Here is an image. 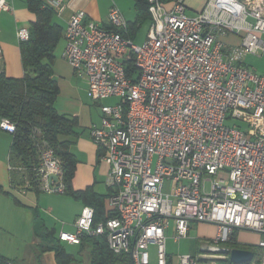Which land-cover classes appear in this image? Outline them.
<instances>
[{
    "label": "built area",
    "instance_id": "built-area-1",
    "mask_svg": "<svg viewBox=\"0 0 264 264\" xmlns=\"http://www.w3.org/2000/svg\"><path fill=\"white\" fill-rule=\"evenodd\" d=\"M62 1L53 0L56 11ZM146 2L151 24L141 44L123 36L128 21L114 5L107 25L83 9L66 22L62 57L94 101L118 98L100 104V122L89 128L109 165L107 203L116 215L94 224V208L84 205L73 230L57 237L77 245L83 235L104 234L131 264H151V245L153 264H214L232 248L221 245L245 230L259 235L246 264H264V74L243 63L264 55V0H206L192 13L187 0ZM12 10V0H0V11ZM230 35L238 42L224 39ZM16 36L27 39L28 28ZM0 130L12 134L15 125L4 117ZM34 145L35 165L9 164L20 178L14 187L63 193L59 156L44 141ZM171 221L174 241L187 236L191 221L214 224L216 236L175 262L165 245Z\"/></svg>",
    "mask_w": 264,
    "mask_h": 264
},
{
    "label": "trees",
    "instance_id": "trees-1",
    "mask_svg": "<svg viewBox=\"0 0 264 264\" xmlns=\"http://www.w3.org/2000/svg\"><path fill=\"white\" fill-rule=\"evenodd\" d=\"M27 8L34 15L28 25V38L19 40V54L23 74L19 77L8 76L3 65H0V119L8 118L15 125L11 134L9 164L23 165L27 168L38 160L35 141L46 142L59 156L62 165L63 193L71 196L84 205L94 208L93 222L104 220L107 216L116 215L113 210H106L107 196L95 192L91 186L83 190H74L71 184L77 158L71 152L70 145L76 135V119L59 113L54 107L58 86L53 77L52 62L54 49L62 36L63 28L56 21V11L43 0H25ZM136 17L128 21L127 32L123 36L134 38V35L145 18H150L146 0H135ZM126 73L132 76L135 69L126 64ZM13 187L20 183L16 170H10ZM37 190V188H32ZM112 193V189L108 195ZM36 242L31 244L33 259L40 264L41 254L52 251L56 264H78V260L68 252L56 234L54 228H47L39 214L33 220ZM233 235V234H232ZM232 248L238 247L236 238L230 242ZM90 245L89 264H131L125 254L114 253L108 246L105 235H83L77 244L82 250ZM241 248V247H240ZM254 253V252H253ZM256 253H254L255 255ZM0 264H21L0 254Z\"/></svg>",
    "mask_w": 264,
    "mask_h": 264
},
{
    "label": "crops",
    "instance_id": "crops-1",
    "mask_svg": "<svg viewBox=\"0 0 264 264\" xmlns=\"http://www.w3.org/2000/svg\"><path fill=\"white\" fill-rule=\"evenodd\" d=\"M43 1L45 4L55 9V6L52 4L53 0ZM193 1L201 2L202 6L206 2V0ZM12 3V11H0V14L3 12L12 13L15 30L18 27H28L29 22L34 19V15L27 8L26 1L22 0L19 2L18 0H12ZM187 4L191 13L194 12L189 0H187ZM78 9L85 10L88 19H92L103 25H107V15L103 17L104 13L100 10L97 2L94 0H63L61 8H59L58 11L55 9V19L63 28V37L68 18L74 11ZM0 47L2 50V64L5 73L8 76L13 77L21 76V66L17 68L15 61L11 62L10 60L11 56H13L14 60L16 57H18V60H21L19 47L15 45L12 48L13 55L8 54L7 51H9L10 48L6 47V45L3 44V46L0 45ZM56 47L54 49L52 70L53 77L55 78L58 86V94L54 101V107L59 113L71 116L76 119V135L73 137V143L69 148L77 158L75 172L71 181L72 187L74 190H83L91 186L95 192L108 197V193L112 189V187L106 184L109 165L101 159V151L99 147L92 141L89 134L90 126L100 122V101H94L90 97L87 90L86 79L75 75L71 65L62 57L64 46L58 51H56ZM11 140L12 135L10 133L0 130V233L1 231L8 229L17 231L22 229L27 230L29 228L32 231V235L28 239L27 245L20 246L22 248V252L25 250L21 255L18 253L17 257L11 258L7 256L8 253L5 255L0 251V254L9 259L17 258L20 260V262H24L25 264L26 262L30 263L31 260L34 261L31 244L36 242L33 229V220L35 215L39 214L42 222L47 228L55 229V227L48 226L45 217L40 212L39 196L43 191H37L31 188L21 191L18 190V187H13L11 184L10 171L8 168ZM61 194L64 195L63 197L67 198V202H69L68 199H70L72 203H74L71 204L73 205L72 207H74V210L72 212L71 218H69L71 231L73 230V220L80 213V210L84 204L81 201H77L71 196L66 195L65 193ZM107 197L105 198L104 202L106 210H109ZM60 211H62V209H60ZM55 231L57 234L58 231L56 229ZM1 247L3 246L0 244V248ZM18 248L16 247L15 249L18 250ZM25 259H27V261ZM40 264H56L54 253L52 251L43 252L40 257Z\"/></svg>",
    "mask_w": 264,
    "mask_h": 264
},
{
    "label": "rangeland",
    "instance_id": "rangeland-1",
    "mask_svg": "<svg viewBox=\"0 0 264 264\" xmlns=\"http://www.w3.org/2000/svg\"><path fill=\"white\" fill-rule=\"evenodd\" d=\"M21 2L22 0H18ZM97 2L98 7L104 13L105 17L109 8L114 5L123 13V16L128 21H134L136 17L135 10V0H94ZM203 1V0H202ZM189 3L192 5V9L194 11L200 10L203 6L201 2H194L193 0H189ZM202 6V7H201ZM189 13L191 11L189 10ZM151 24L150 18H145L141 24L139 25L133 41L136 44H141L146 38L148 28ZM264 37V36H263ZM226 41L230 43L238 42L237 36H227L224 38ZM19 39L16 36V30L14 27V20L12 13L3 12L0 14V45H6L10 50L7 51L8 54L13 55L12 48L17 45L18 46ZM65 45L64 37L62 36L59 42L57 43L56 51L62 49ZM11 62L15 61L17 68L21 66V74H23V68L21 64V60H18V57L10 58ZM243 63L252 68L256 73L264 74V55L258 56L253 54H248L244 56ZM118 101V98L111 97L100 100V104H114ZM241 127V126H240ZM221 174V173H219ZM64 195L59 192H42L40 193L39 207L41 214L45 217L47 225L50 227H55V229L59 232L61 229L70 230L69 218H71L74 204L70 199L67 202V198L63 197ZM62 207V208H60ZM51 210H50V209ZM62 209V211H60ZM173 221H171L170 229L166 230L165 236V245L167 253L173 257V261H177V256L181 254H193L197 255L199 253L200 247L204 246L207 241H210L216 236V226L211 223L205 222H196L191 221L189 224L188 234L185 237L179 238L177 241L173 240L174 236V227ZM0 244L3 246L0 248L2 254H7L8 257H17V254L24 253L22 252V248L20 246H24L28 244V239L32 235V231L28 228L27 230H4L0 233ZM233 238H236L237 246L241 248H248L252 250L254 253L258 252L257 242L259 239V235L252 231L239 230L236 233H233L231 237L227 239L221 246L230 248ZM66 250L72 253L78 260L81 262L78 264H89L90 260V245L86 244L82 250H80L78 245L69 244L67 242L62 243ZM18 248L16 250L15 248ZM150 263L153 264L156 262V247L151 245L148 249ZM226 254L227 260H217L211 261L214 264H237L230 260V255ZM17 262V258H14ZM27 261V259H25ZM24 264V262H20ZM25 264H36L35 261L26 262ZM209 264V263H205Z\"/></svg>",
    "mask_w": 264,
    "mask_h": 264
},
{
    "label": "water",
    "instance_id": "water-1",
    "mask_svg": "<svg viewBox=\"0 0 264 264\" xmlns=\"http://www.w3.org/2000/svg\"><path fill=\"white\" fill-rule=\"evenodd\" d=\"M52 179L57 180L56 176ZM230 260L237 264L249 263L253 258V251L247 248L233 247L229 251Z\"/></svg>",
    "mask_w": 264,
    "mask_h": 264
}]
</instances>
